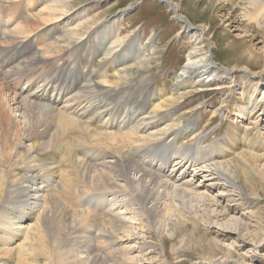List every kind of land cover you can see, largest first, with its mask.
<instances>
[{"label": "bare ground", "instance_id": "bare-ground-1", "mask_svg": "<svg viewBox=\"0 0 264 264\" xmlns=\"http://www.w3.org/2000/svg\"><path fill=\"white\" fill-rule=\"evenodd\" d=\"M22 1L0 3V264H141L136 247L126 246L138 236L135 220L155 228L166 223L165 214L183 215L184 195L196 201L202 188L237 187L233 164L225 165L220 151L239 146L233 129L226 144H214L180 113L182 101L218 74L203 55L204 29L194 33L171 91L161 93L148 76L128 77L122 67L128 55L109 44L111 34L100 43L71 37L69 18L55 12L65 0H27L20 7ZM169 1L177 14L178 4ZM217 1L218 11L232 13L239 3L245 31L264 36V0H210L215 10ZM40 2L55 12L50 25L43 19L47 27L38 24L45 14L35 12ZM234 53L244 65L255 59L246 46ZM193 133L192 143L184 142ZM247 133L243 139L258 146L259 137ZM194 164L211 183L185 179ZM57 209L68 219L60 218L64 213L56 219Z\"/></svg>", "mask_w": 264, "mask_h": 264}, {"label": "rangeland", "instance_id": "rangeland-1", "mask_svg": "<svg viewBox=\"0 0 264 264\" xmlns=\"http://www.w3.org/2000/svg\"><path fill=\"white\" fill-rule=\"evenodd\" d=\"M172 1L178 4L179 14L169 8V0H65L64 7L58 9L55 4L58 10L55 12L60 15L64 12V17L71 22V37L100 43L111 34L109 44L117 42L116 47L121 53L125 52L122 56L128 55L129 59L122 63V67L128 68V77L148 76L150 87L157 92L171 91L173 80L192 50L190 41L196 39L194 33H198L199 28L205 33L203 55L212 58L209 66L218 73L214 79H204L202 89L182 101L180 113L187 117L185 123L200 130L205 128L209 141L214 144L219 140L225 143L227 130L233 129L239 146L233 149L235 152L228 146L220 151L225 165L233 164L230 165L232 179L237 187L202 188V195L196 201L193 195H184L183 200L178 199L182 218L165 214L164 227L158 225L156 230L135 220L138 236L126 246L136 247L133 255L141 257V264H264V36L252 38L245 31L243 10L236 9L239 3L232 13L229 8L218 11V1L216 10L210 0ZM26 2L23 0L20 7ZM44 4L34 6L35 12L45 11L38 23L41 27L44 21L50 25L55 13L48 11L50 4ZM28 14V11L23 12L26 17ZM227 45L234 48L227 49ZM245 46L255 56L250 65L239 63L241 55L234 53ZM35 51L39 52V48ZM3 68L8 69L7 65ZM249 96L254 98L253 107L248 106ZM57 106L60 108L62 103ZM245 130L249 139L254 141L259 137L258 146L243 139ZM193 135L183 138L184 142L191 144ZM236 157L241 161L236 162ZM158 163L165 165L164 161ZM197 166L188 168L185 179L203 183L204 173L197 174L194 169ZM65 212L57 209L55 218L64 213L60 218L65 221L68 216ZM259 243L261 256H256L254 246Z\"/></svg>", "mask_w": 264, "mask_h": 264}]
</instances>
